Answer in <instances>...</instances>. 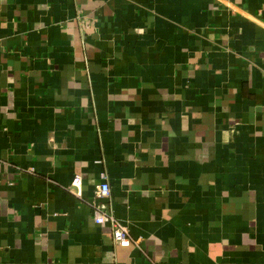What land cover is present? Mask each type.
Segmentation results:
<instances>
[{
  "label": "crops",
  "instance_id": "1",
  "mask_svg": "<svg viewBox=\"0 0 264 264\" xmlns=\"http://www.w3.org/2000/svg\"><path fill=\"white\" fill-rule=\"evenodd\" d=\"M0 264H264V0H0Z\"/></svg>",
  "mask_w": 264,
  "mask_h": 264
},
{
  "label": "built area",
  "instance_id": "2",
  "mask_svg": "<svg viewBox=\"0 0 264 264\" xmlns=\"http://www.w3.org/2000/svg\"><path fill=\"white\" fill-rule=\"evenodd\" d=\"M101 179L104 181L101 183L100 186L97 187L95 191L94 196V202L97 200H106L111 196V188L109 184L105 181V176L102 175ZM83 180L81 176L77 175L72 185L77 188V196H82V187ZM95 205V204H94ZM94 215H95V223L97 225H104V224H110L112 231H113V238L114 241L120 246V247H130L131 245V236L128 232V229L126 226H124L119 220H117L114 216L107 215L101 206H97V204L94 207Z\"/></svg>",
  "mask_w": 264,
  "mask_h": 264
}]
</instances>
